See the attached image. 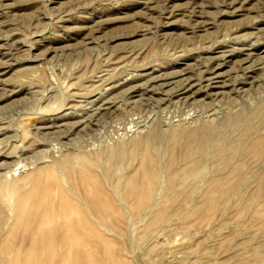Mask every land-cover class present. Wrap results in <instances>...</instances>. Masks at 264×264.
Returning a JSON list of instances; mask_svg holds the SVG:
<instances>
[{"label":"rangeland","instance_id":"obj_1","mask_svg":"<svg viewBox=\"0 0 264 264\" xmlns=\"http://www.w3.org/2000/svg\"><path fill=\"white\" fill-rule=\"evenodd\" d=\"M47 180L79 248L18 220ZM0 264H264V0H0Z\"/></svg>","mask_w":264,"mask_h":264},{"label":"bare ground","instance_id":"obj_2","mask_svg":"<svg viewBox=\"0 0 264 264\" xmlns=\"http://www.w3.org/2000/svg\"><path fill=\"white\" fill-rule=\"evenodd\" d=\"M202 131H204V129L199 130L198 132L194 133V135L191 133L186 136H189V139L196 140L197 136L199 137L202 135L201 134L203 133ZM205 138L206 136H204V139ZM159 140L160 138L158 136H155L149 139V145H150L152 153L146 152L144 154V160L142 164V170L144 172V173L142 172L143 176L146 175L147 171H149L151 168L154 169L153 168L154 164L157 165L159 163L158 161L159 152H160ZM205 141L206 139L198 142L195 146L192 144L193 143L192 140H189L188 141L189 145L186 149L189 150V153L193 154L192 152L194 151L193 146L196 147V151L199 149V147H201L200 149V155H201V153H203ZM196 158H197V155L195 154V159ZM187 161H188L187 163L191 164L192 159L187 160ZM87 164L89 165L87 161H84L83 166H81L76 171H74V174H75V179L73 181V186L75 187L74 189L80 193H85L88 191L91 192V190L93 191L89 194L88 200L94 206V210L95 208L96 210L102 209L103 211L104 209H110L111 202L109 201V196L107 192H105V190L102 188V185H100V182L98 181L96 176L89 170ZM68 169H71V168L69 167ZM143 176H141V178ZM148 176L149 174L146 175V177ZM141 178H139L140 179L139 182L143 180V178L142 179ZM140 184L141 183L137 185V189L139 188ZM31 187L32 188L29 192L19 196L14 202L15 213H17V215L19 216V219H18L19 222L20 220L24 221L26 230L28 229L29 226L30 227L31 225L32 227L34 226V228L37 230V237H40L43 234L45 237V234L51 232L50 230L52 228L54 229V227H60L61 230L59 229V231H61L60 234H63V238L65 239V242L70 243L72 247L79 248L76 245L79 243L78 239H82L83 236L77 233V230L79 229L77 227H80L84 223L87 224L88 219L85 217V215L82 214L84 212L80 208L79 197L77 193L68 192L66 189L60 186L56 187V184L54 185L53 182L51 181L44 183V185H42L40 181H36V182L34 181ZM144 188L145 187H143L142 192H144L145 189L148 191L147 187L145 189ZM136 193H139V192L136 191ZM148 193L149 192H147L146 194ZM144 194H142L141 196H143ZM134 195H135L134 198L139 201L138 195H140V193L136 195L134 192ZM141 196L140 198L143 199V197ZM18 220H16L13 226L11 227L10 229L11 233L16 232V228L18 227V224H17ZM68 228H73V231H69ZM55 231H57V229ZM55 233L56 232L53 231V233L52 234L50 233L48 237H51V235H54ZM73 240H77V241H73Z\"/></svg>","mask_w":264,"mask_h":264}]
</instances>
